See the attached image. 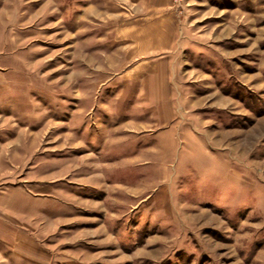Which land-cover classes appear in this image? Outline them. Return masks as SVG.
Instances as JSON below:
<instances>
[{
  "label": "rangeland",
  "instance_id": "374dc122",
  "mask_svg": "<svg viewBox=\"0 0 264 264\" xmlns=\"http://www.w3.org/2000/svg\"><path fill=\"white\" fill-rule=\"evenodd\" d=\"M0 264H264V0H0Z\"/></svg>",
  "mask_w": 264,
  "mask_h": 264
}]
</instances>
